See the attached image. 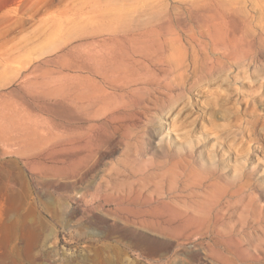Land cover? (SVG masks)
<instances>
[{
  "label": "rangeland",
  "instance_id": "374dc122",
  "mask_svg": "<svg viewBox=\"0 0 264 264\" xmlns=\"http://www.w3.org/2000/svg\"><path fill=\"white\" fill-rule=\"evenodd\" d=\"M0 264H264V0H0Z\"/></svg>",
  "mask_w": 264,
  "mask_h": 264
},
{
  "label": "bare ground",
  "instance_id": "6f19581e",
  "mask_svg": "<svg viewBox=\"0 0 264 264\" xmlns=\"http://www.w3.org/2000/svg\"><path fill=\"white\" fill-rule=\"evenodd\" d=\"M113 33H116V32H113ZM97 43V42H96ZM98 44V43H97ZM90 45H91V43H90ZM96 45V44H95ZM101 45V44H100ZM88 46V45H87ZM94 46V45H93ZM98 46V45H97ZM102 46H103V48H104V50H106L108 53H109V55H108V57H106L105 59H103L104 60V63H105V68L106 67H112V66H114V65H116L117 64V55H118V53H119V50L118 49H116L115 47H114V42L113 41H111V40H108V41H104L103 42V44H102ZM89 48V47H88ZM96 48V47H95ZM101 48V47H100ZM89 50V49H88ZM87 50V51H88ZM92 51V50H91ZM91 51H90V53H91ZM92 52H94V51H92ZM95 52H97V51H95ZM87 53H89V52H87ZM89 53V54H90ZM122 54V53H121ZM88 55V54H87ZM121 62L123 63V61L121 60ZM124 64L126 65V64H129V63H126V61L124 60ZM97 69V68H96ZM101 69V68H100Z\"/></svg>",
  "mask_w": 264,
  "mask_h": 264
}]
</instances>
